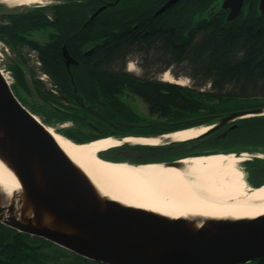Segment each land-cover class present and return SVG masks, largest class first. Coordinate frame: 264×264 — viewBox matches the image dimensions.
<instances>
[{"label":"trees","instance_id":"1","mask_svg":"<svg viewBox=\"0 0 264 264\" xmlns=\"http://www.w3.org/2000/svg\"><path fill=\"white\" fill-rule=\"evenodd\" d=\"M188 1L176 14L174 10L181 5L169 8L164 14L169 18L167 22L158 23L153 17L139 22L138 27H118L127 10V0H122L101 12L83 29H78L103 0H65V3L52 7L4 14L0 40L13 50L27 48L36 53L39 69L52 78L58 95L49 92L40 79L33 80L34 88L39 98L54 112L59 113L66 108L60 118L63 121L77 123L82 116L76 108L74 96V86L78 87L82 82L80 76L88 85L105 91V94L86 96L92 106L101 105L103 109L92 112L81 108L88 115L128 117L131 109L120 99L125 93L141 99L152 116L171 123L198 116H221L235 110L264 108V13L257 7L258 0H248L247 8L230 22L223 15L195 21L198 14L218 1ZM251 1L253 3L249 5ZM140 9L142 4L136 3L131 14H139ZM109 11L115 15L112 21L107 15ZM49 12L54 19H49ZM46 30L52 31L49 41L41 43L30 38L32 33ZM95 39L104 40L87 59L84 70L75 67L69 72L62 58L63 43L66 41L71 52L76 53L78 45ZM131 56L139 57L142 75L126 70ZM175 67L193 81L192 86L157 78L158 74ZM12 71L16 77L12 89L18 97V88L27 86L25 76L19 63L13 65ZM207 85L210 88L203 89ZM215 119L212 117L178 127L171 125L165 131L174 132ZM239 122L248 135L246 129L250 128L251 135L264 134V116L244 118ZM76 136L80 138L76 140L78 143L102 138L85 140L78 134ZM47 247L67 251L0 223V264H59L60 256L52 263L55 256L50 257L44 252ZM69 254L85 264H101ZM249 264H264V257Z\"/></svg>","mask_w":264,"mask_h":264},{"label":"water","instance_id":"2","mask_svg":"<svg viewBox=\"0 0 264 264\" xmlns=\"http://www.w3.org/2000/svg\"><path fill=\"white\" fill-rule=\"evenodd\" d=\"M118 1L99 8L93 16ZM179 1L169 0L157 15ZM246 1L222 0L221 10L228 11L227 21L240 15ZM259 10L264 12V0L259 1ZM63 53L67 65L73 62L66 48ZM262 115V108L230 112L199 136L230 122ZM165 135L148 138L173 140L164 139ZM133 144L138 143L118 146ZM110 150L99 156L128 163L102 156ZM193 157L198 156L147 164L177 166ZM0 160L21 186L10 196L0 189V223L87 260L101 264H247L264 257V215L253 219L172 218L109 199L47 126L23 105L1 69Z\"/></svg>","mask_w":264,"mask_h":264},{"label":"bare ground","instance_id":"3","mask_svg":"<svg viewBox=\"0 0 264 264\" xmlns=\"http://www.w3.org/2000/svg\"><path fill=\"white\" fill-rule=\"evenodd\" d=\"M45 2L0 0V3L9 7ZM164 80L182 84L169 74ZM47 128L65 152L111 200L172 218L253 219L264 215V185L253 188L247 184L241 168V163L246 160L245 154L186 158L178 162L177 166L114 163L102 159L99 153L124 142L159 145L160 138H127L119 141L108 137L78 144L52 127ZM209 129V126L201 125L166 134L164 139L188 140ZM20 187L16 176L0 160V189L10 196Z\"/></svg>","mask_w":264,"mask_h":264},{"label":"rangeland","instance_id":"4","mask_svg":"<svg viewBox=\"0 0 264 264\" xmlns=\"http://www.w3.org/2000/svg\"><path fill=\"white\" fill-rule=\"evenodd\" d=\"M45 1H46L45 4H34L31 6H16V7H9L4 3H0V24L4 21L3 18L4 14L23 13L38 7H46V6L48 7L50 5H55L63 0H45ZM217 1L218 4H221L222 2V0H217ZM252 3L253 2L251 1L249 5H252ZM204 16H206L205 12L201 14V18L202 17L204 18ZM50 33H52V31L50 30L34 32L30 35V38L43 43L48 41ZM16 63L21 64V68L23 70V74L25 76V82L27 85L25 88L22 87L18 88L19 100L23 103L24 106H26L28 110H30L34 115H36V117L46 126L52 127L56 132L69 138L75 143H78L76 142V140L80 139L76 136L77 134L82 137L94 136L93 138L104 135H111V137H116V138H120L124 136L146 137L148 135H154L153 133L159 134L161 131H165L166 130L165 128L173 124L171 122L163 121V119H160L157 116H152L149 113L147 105L141 99L128 93H125L120 98L121 101L131 109V114L128 117L127 116H124L122 118L111 117L110 119L111 121L108 120V118H106L107 119L106 122L97 123L98 120L103 118V115L94 116L91 115L92 113H90L89 115L86 114L81 109V106L79 105L78 101H76V108L79 109V112L82 115L80 121L77 123L72 120L63 121L60 118L62 117L63 112L67 111L66 108L65 109L62 108L60 110L61 112L59 113L54 112L52 107L45 104L39 98L34 88L33 85L34 79H40L46 86V77H44V74L39 69L40 66L38 64L36 53L28 50L27 48L13 50L4 41L0 40V69L8 77L11 86H13L16 82V77L12 71V67ZM131 67L132 70L130 69ZM126 68L127 71L130 70L132 73L136 75H142L143 73V70L139 67V64L136 59L130 60ZM180 71L181 70L178 69L177 67L171 68L169 70L163 71L162 73L158 74L157 78L165 81L164 78L166 74H169L173 80L174 79L180 80V82L182 83L181 85L192 86L193 81L186 75L179 73ZM209 88L210 86L207 85L203 89L208 90ZM75 99H77V97H75ZM235 111H239V110H235ZM230 112H234V111H230ZM228 113H225L223 115H226ZM208 116H212L214 118L213 115H208ZM86 120H89L96 124L89 127L88 124L86 123ZM237 121H240V119ZM214 123L215 122L212 121L209 124H203V125H210ZM234 128H232L231 126L230 129H234ZM250 129H246L247 131H249L248 132L249 135L247 134L246 131H244V134H247L248 136L240 135L242 134V130L239 129L238 131H236V133H238L239 135H233V136L222 134L221 130H217L215 131V133L209 136L211 139H213L212 140L213 143L210 144V147L216 149H224V148L239 149L246 147L256 148L258 147L260 142L264 143V134L257 135L256 133L255 135H251ZM259 148L260 149H257L256 151L258 152V154L262 156L264 154V145H261ZM134 149L135 148L133 146H127L121 150L116 151V154H118L121 157H124L125 160L135 159L139 157V154ZM247 184L250 187L254 188V186H251L249 183ZM44 252L50 257L55 256V260H52V263L57 261L58 259L57 256H60L59 264H75V263L85 264L80 262L78 259L74 258L73 255L69 254V252L62 251L56 247H47L44 249Z\"/></svg>","mask_w":264,"mask_h":264},{"label":"flooded vegetation","instance_id":"5","mask_svg":"<svg viewBox=\"0 0 264 264\" xmlns=\"http://www.w3.org/2000/svg\"><path fill=\"white\" fill-rule=\"evenodd\" d=\"M114 1H116V0H111V1L103 0V3L101 4V6H99L94 12H92L88 16L85 23H83L81 25L82 27H77V28L83 29L84 26L88 22H90L91 20H93L97 16H99L101 12L107 10L109 7L111 8V7L116 6L122 0H119L113 6H106V8L104 10H102L99 14H97L96 16H93L94 13L99 8L105 6L109 2H114ZM168 1L169 0H140V1L139 0H127V2H126V8H127L126 14H125L124 19L122 20V24H120L118 27H132V26L138 27L139 22H141V21L145 22V21L151 20L153 17L156 18V21L158 23H162L164 20H166V22H167V20L169 18H168V16H166V17L164 16V14L166 12H168L171 8H173L177 5H181L180 7L176 8L174 10V12H175L174 14H176V13L182 11V8H183L182 6L186 5L189 2L188 0H181L178 3H176L173 7H171L169 10L157 15V12L159 11V9ZM259 1L260 0H258V2H257L258 9H259ZM63 3H65V0L60 1L55 5H60ZM136 3L142 4V9L139 10V14L133 16L131 14L132 7ZM55 5H50L49 7H52ZM247 5H248V0L245 2L243 9L246 8ZM204 12H205L206 16H204V18L203 17L201 18V14L203 13L202 12V13L197 15V18L195 19V21L201 22V21H204L205 19L208 20L211 18V16H215V15H223L227 20L228 11L221 10V4H218V2L209 6L207 8V10H205ZM48 14H49L50 20L54 19L52 12H49ZM107 15L111 16V21H112V19L115 18V15L113 14L112 11H109ZM115 27H117V26H115ZM192 27H194V26H192ZM108 35L109 36L111 35V27H110ZM50 37H51V33L49 34V39H50ZM49 39H48V41H49ZM102 40H104V39L89 40L84 45L80 44L77 47L76 53L71 52V50L67 46V42L65 41L63 43V47H62V58H63L64 64L66 65L67 70L69 72H71V70L75 67L78 70H84V64L86 63L87 59H89V57L92 56L96 47L100 45V42ZM64 48H66L68 54L73 59V62H70L69 65H67V59L65 58L64 53H63ZM132 59H136L138 64L140 63V59L138 56H131L129 58V61ZM129 61H128V63H129ZM126 67H127V65H126ZM139 67H140V65H139ZM126 70H127V68H126ZM44 74L46 75V81H47L46 87H47V89L52 94L58 95L57 86L54 84L52 78L48 74H46V73H44ZM70 75H71L70 76L71 79H73V75L71 73H70ZM79 79L82 81L81 84H79L78 87L74 86V96L77 97V99H75V100L78 101L79 105L83 109L87 108L89 111H92V112L102 111L103 109H102L101 105H98L96 107L92 106V104L90 102H88V99L86 98V96L105 94L104 93L105 91H102L99 88H94V87H92V85H88L82 76H80ZM83 82H85V83L83 84ZM107 93H111V91H108ZM213 116L216 117V119L214 120V122H216L224 115L220 116V115L216 114ZM211 117L212 116H208V115L194 117L191 119L183 120L181 122L173 123L172 127H178L180 125H186L189 123H199L198 121H203V120H207V119L209 120ZM106 118H108V120L111 119L110 116L109 117L103 116V118L98 120L97 123L106 122L107 121ZM86 123L88 124L89 127L96 124V123H93L89 120H86ZM209 123H210V121H205L202 124H198V125H195L193 127H198L200 125L209 124ZM233 125H237V126L234 129H230L231 126H233ZM236 129L242 130V134H240V135L248 136L247 134H244V130L242 129V124L239 121H235V123L230 122V123L218 128V129L211 131L208 134H205L203 136H197V137L192 138V139L161 141V143L159 145H148L145 143H138V144H133V145H124V146H120L118 148L111 149L110 151L105 152L102 156L107 157V158H111L112 161H125V162L131 163V164H147V163H155V162H172V161H176V160H179V159L185 158V157L205 156V155H209L212 153H219V152H223V153H228V152L230 153L231 152V153H242V154L248 153L247 155L245 154L246 160L243 161L241 164V168L245 174V179H246L247 183H249L251 186L258 187L257 185H259V186L263 185L264 184V154L261 156L260 154H258V152L256 150L260 149L259 147L261 145H264V143L260 142L258 147H256V148L246 147V148H239V149L238 148L237 149H235V148L216 149V148L210 147V144L213 143V141H212L213 139H211L209 136L212 135L213 133H215V131L221 130L222 131L221 133L226 134V135H232V136L233 135H239L238 133H235ZM160 133L164 134V133H169V132L161 131ZM160 133L159 134L153 133L154 135H148L146 137L161 135ZM222 134H220V135H222ZM108 136H111V135H107L104 137L102 136V138H105ZM93 137L94 136H84L83 138H85V140H89V139H92ZM127 146H133L135 148L134 150H136L137 153L139 154V157L135 158V159L125 160L124 157H121L118 154H116V151L121 150ZM252 262H250V263H252Z\"/></svg>","mask_w":264,"mask_h":264},{"label":"crops","instance_id":"6","mask_svg":"<svg viewBox=\"0 0 264 264\" xmlns=\"http://www.w3.org/2000/svg\"><path fill=\"white\" fill-rule=\"evenodd\" d=\"M128 138H148V137H142V136H138V137H136V136H127Z\"/></svg>","mask_w":264,"mask_h":264},{"label":"built area","instance_id":"7","mask_svg":"<svg viewBox=\"0 0 264 264\" xmlns=\"http://www.w3.org/2000/svg\"><path fill=\"white\" fill-rule=\"evenodd\" d=\"M44 77H46V76L44 75ZM44 77H43V78H44Z\"/></svg>","mask_w":264,"mask_h":264}]
</instances>
